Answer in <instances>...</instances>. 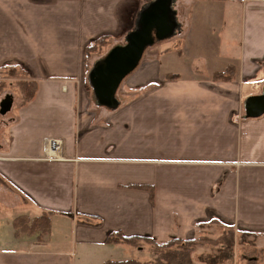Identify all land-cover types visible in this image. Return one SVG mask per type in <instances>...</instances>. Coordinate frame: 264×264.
<instances>
[{"label":"crops","instance_id":"1","mask_svg":"<svg viewBox=\"0 0 264 264\" xmlns=\"http://www.w3.org/2000/svg\"><path fill=\"white\" fill-rule=\"evenodd\" d=\"M153 1L0 0V68L38 84L0 126V264H78L79 247L123 246L105 243L115 231L165 243L228 228L264 247V114L246 109L264 95V0H172L177 32L145 49L127 99L97 105L87 46L126 42ZM43 214L49 230L29 227Z\"/></svg>","mask_w":264,"mask_h":264},{"label":"rangeland","instance_id":"2","mask_svg":"<svg viewBox=\"0 0 264 264\" xmlns=\"http://www.w3.org/2000/svg\"><path fill=\"white\" fill-rule=\"evenodd\" d=\"M206 5V4H205ZM221 8H218L220 10ZM203 12L201 15L207 16V12L205 7L203 9ZM205 12V13H204ZM212 16L215 15H220V13L216 12H210ZM139 19V18H138ZM138 22V21H137ZM220 26V25H218ZM216 24L213 25H203V28H209L207 32V35L210 37L211 40H214V37H217L219 35V32H213V28L218 27ZM230 29V28H228ZM177 32V29L175 33ZM230 36H234V39L239 36V30L238 28H234L231 30ZM124 44L125 39H118V41L110 42V46H108L107 50L105 49L104 51H98L96 53L91 54L90 59L86 60L87 65H88V72H87V82H89L88 76L90 75L91 69L94 67V65L104 59L106 55L110 52V50L116 46L117 44ZM158 42V40L156 41ZM111 43H114L111 45ZM215 50V46L213 47ZM149 50V49H148ZM148 50L145 52V55L143 59L147 58V53ZM235 51V50H234ZM2 51H0L1 53ZM86 52V51H85ZM188 52V51H178V55L183 58V55ZM214 54V51H211ZM218 54L220 51H217ZM223 55H226V51H222ZM185 57V56H184ZM142 59V60H143ZM188 60H190V56L188 55ZM140 60V62L142 61ZM139 62V63H140ZM139 65V64H138ZM204 65V64H202ZM209 65V64H208ZM186 65L182 64V67H185ZM207 66V65H205ZM30 77L28 76L27 71H25L22 68H19L17 63H7V66L1 67L0 68V100L4 98L6 95H11L14 98V105H13V110L11 111L12 114H14V111H16V108L19 107L20 102L23 99L22 95V89L21 86L19 85V82L25 81V80H31L29 79ZM123 82V81H122ZM121 87V88H120ZM118 89V96L120 100H122L125 97V92H124V84L120 86ZM131 94H139L135 92H129ZM124 99H127L125 97ZM11 116L8 115H1L0 113V126L4 123V121L9 120ZM0 136H1V131H0ZM50 137L51 134L48 130L42 131V135H38L36 138L37 142H44L46 141L47 137ZM1 139V138H0ZM0 207L2 208V204L0 203ZM3 219V218H1ZM3 221H5L3 219ZM6 223V222H5ZM6 225V224H4ZM232 230L228 229H222L221 232L215 231V233H212L213 237H219V236H227L225 237V241L223 242V239L218 241V244H215L213 242H208L205 243L202 247L200 248V251L195 254V261L196 264H211L213 263L212 260H218L217 263L219 264H245L248 260L249 257H258V264H264V254L259 253L258 251L260 249L256 248L253 246V243L248 240L249 238L243 237L242 238H237L238 236L236 235L235 238V245L234 248L229 247V243L227 242V239L231 236ZM225 232H228L230 234H227ZM225 233V234H224ZM223 237V238H224ZM230 242V238H229ZM224 243V245H223ZM228 244L227 245H225ZM238 245V246H237ZM224 249H221V247ZM258 246H264V242H259ZM229 247V248H228ZM78 249V250H77ZM77 252L79 251V254L77 255V259L79 260L77 263L78 264H103V260L105 259H111L115 261H120V260H127V259H138L141 261H148L151 259V247L148 245H145L143 248H141V251L137 250L135 247L129 246L124 244L123 246L120 247H113L109 246L108 248H82L79 247L77 248ZM264 249V247H262ZM228 256L226 260L222 257L224 254ZM219 258H222L221 262ZM211 262V263H210Z\"/></svg>","mask_w":264,"mask_h":264},{"label":"water","instance_id":"3","mask_svg":"<svg viewBox=\"0 0 264 264\" xmlns=\"http://www.w3.org/2000/svg\"><path fill=\"white\" fill-rule=\"evenodd\" d=\"M137 27L126 37L123 46L110 50L98 61L88 76L97 105L116 109L119 106L118 89L139 64L145 49L175 34L179 27L172 0H155L145 6L138 17ZM14 98L9 94L0 100V113L6 115L13 108ZM246 109L253 115L264 114V95L249 99Z\"/></svg>","mask_w":264,"mask_h":264},{"label":"trees","instance_id":"4","mask_svg":"<svg viewBox=\"0 0 264 264\" xmlns=\"http://www.w3.org/2000/svg\"><path fill=\"white\" fill-rule=\"evenodd\" d=\"M110 38L109 37H102L99 39H96L93 41L89 46L86 48V60L90 59L91 54L96 53L98 51H104L107 50L108 46H110ZM232 67L227 68L223 72H218L214 75L215 80H231L230 73L232 72ZM87 72H88V66H87ZM176 75H168V78H177ZM89 88L92 89L90 83ZM19 85L21 86V93L23 95L22 99V105L28 103L32 98L35 96L38 88L37 81L35 80H25L20 81ZM131 187H139V188H146L149 190H152L153 188L151 186L146 185H131ZM90 219H94L92 216H88ZM29 219L26 217H19L16 220L17 226L25 225ZM83 223L92 224L90 221H82ZM100 220L96 221L95 225H99ZM29 227H36L41 228L45 231L50 229V218L47 214H43L41 217L35 218L31 225ZM26 226V228H29ZM226 229V228H225ZM228 229V228H227ZM232 230L229 242V238L227 239V242L229 243V247L234 248L235 245V238L236 234L233 229ZM227 234H230L228 232H225ZM224 233V234H225ZM252 233H242L240 235V238L243 237H250ZM219 237H213L211 232L201 230L200 235L195 238L191 239H181V238H173L165 243H157L155 240H153L151 237L147 236H140V235H132V236H125L119 231H115L110 233V235L107 237L105 243L110 245H116V244H126L132 247H135L136 249H141L145 245H148L151 247V259L148 261H141L138 259H127V260H107L104 264H196L195 261V254L200 251V248L204 247L203 245L208 242H213L215 244H218V241L223 239V242L225 241V236ZM239 239V238H238ZM249 240V239H248ZM251 241V240H250ZM226 242V241H225ZM224 245V243H223ZM225 245L228 246V244L225 243ZM221 247V249H224ZM228 247V248H229ZM261 254H264V249H260L258 251ZM224 260L227 259L226 253L222 256ZM220 262L222 258H219ZM258 257H249L247 262L245 264H258ZM213 263L211 264H219L217 263L218 260H212Z\"/></svg>","mask_w":264,"mask_h":264},{"label":"built area","instance_id":"5","mask_svg":"<svg viewBox=\"0 0 264 264\" xmlns=\"http://www.w3.org/2000/svg\"><path fill=\"white\" fill-rule=\"evenodd\" d=\"M49 143H50V145L51 146H53V148H55L56 149V146H58L59 144V142L57 141V140H55V139H50L49 140Z\"/></svg>","mask_w":264,"mask_h":264},{"label":"flooded vegetation","instance_id":"6","mask_svg":"<svg viewBox=\"0 0 264 264\" xmlns=\"http://www.w3.org/2000/svg\"><path fill=\"white\" fill-rule=\"evenodd\" d=\"M0 147H1V145H0Z\"/></svg>","mask_w":264,"mask_h":264}]
</instances>
